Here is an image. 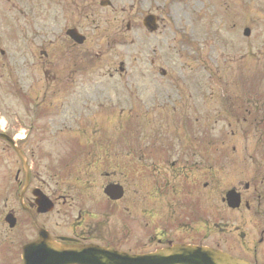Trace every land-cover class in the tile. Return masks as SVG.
I'll return each mask as SVG.
<instances>
[{
  "label": "flooded vegetation",
  "instance_id": "obj_1",
  "mask_svg": "<svg viewBox=\"0 0 264 264\" xmlns=\"http://www.w3.org/2000/svg\"><path fill=\"white\" fill-rule=\"evenodd\" d=\"M0 3V95L14 97L17 125L28 118L21 135L0 129V159L14 168L12 189L0 199V248L8 260L22 264L23 249L48 235L69 248L131 256L169 250L171 264H195L186 256L194 248L264 264V151L254 150L261 159L255 167L230 168V159L240 164L239 151L227 154L225 135L215 143L211 136L232 104L219 102L213 117V93L205 96L192 73L152 61L136 75L125 60L115 62L125 44L118 31L102 38L86 27V0ZM91 50L94 62L87 61ZM104 62V72L93 71ZM140 91L145 113L134 130L118 123L116 111L132 109ZM87 100L112 111V134L102 135L101 118L95 135L85 134ZM238 109L234 123L257 124L251 110Z\"/></svg>",
  "mask_w": 264,
  "mask_h": 264
},
{
  "label": "rangeland",
  "instance_id": "obj_2",
  "mask_svg": "<svg viewBox=\"0 0 264 264\" xmlns=\"http://www.w3.org/2000/svg\"><path fill=\"white\" fill-rule=\"evenodd\" d=\"M100 1L86 0V27L97 28L99 32L106 31L104 35L119 32L118 40L125 45L116 48V55L113 56H120L116 57L115 62L125 60L128 69L136 75L150 70L149 63L152 61V66L159 68L164 64L163 69L174 71L177 75L176 71L192 73L198 86L205 90V96L213 93V105L208 107L213 108V117L222 100L233 105L230 107L231 112L225 116V126L213 125L211 134L214 143L225 135L227 154L233 149L239 151L240 164L238 160L230 159L228 166L236 169L240 166L255 167L261 159L253 155L254 150L264 151V0H108L111 8L99 7ZM4 7L6 6L0 3L1 12H4ZM147 15L154 16L158 21L155 32H149L142 26V20ZM6 17L3 14L1 19L5 23ZM126 26H129V31ZM246 29L250 34L244 35ZM101 41L105 44V41ZM130 41L132 44L126 46V42ZM95 51L91 50L90 59L94 57ZM94 66L93 71L106 70L105 62ZM92 69L94 68H87ZM137 94L138 101L133 100V105H130L132 109L116 111L118 123H122L124 127L139 125L138 122L145 113L141 91ZM0 98V121L6 122L5 130L13 135L22 134L27 130L28 118L23 119V124L17 125L14 114L19 110L16 109L13 96L6 94ZM90 101L87 100L86 103L83 126L85 134L95 135L98 124L94 119L98 118H101L102 135L112 134V122L107 118L108 112L112 111L96 109L95 105L100 100L96 103ZM206 101L210 102L208 99ZM227 107L229 106H225L226 109ZM239 107L251 110L254 116L252 119L257 124L250 126L234 123V112ZM27 113L30 111L27 110ZM102 118H107V121ZM118 128L115 125V129ZM77 129L78 126L72 127V134H79ZM137 129L139 128L134 127V130ZM35 135H39V132L31 134L33 139ZM122 137L123 135H118V140ZM75 141L79 142V138ZM103 145H110V142L102 141ZM53 147V152H56L58 149L55 143ZM109 165L115 166L113 163ZM261 165L264 166V162ZM13 170V165H6L0 159V199L6 197L12 189L9 182ZM211 199L216 204L218 193L214 192ZM1 201L3 200H0V208ZM3 252L0 248V264H17L16 261L8 260V253Z\"/></svg>",
  "mask_w": 264,
  "mask_h": 264
},
{
  "label": "water",
  "instance_id": "obj_3",
  "mask_svg": "<svg viewBox=\"0 0 264 264\" xmlns=\"http://www.w3.org/2000/svg\"><path fill=\"white\" fill-rule=\"evenodd\" d=\"M143 24L149 28L151 24H153V19L148 17L144 20ZM30 248L31 250L25 254L24 264H163L164 259L168 257V252L134 257L100 249L90 250L89 252L70 253L58 248H48L44 246H32ZM205 264L244 263L237 262L225 256L213 254L210 255L208 262Z\"/></svg>",
  "mask_w": 264,
  "mask_h": 264
}]
</instances>
